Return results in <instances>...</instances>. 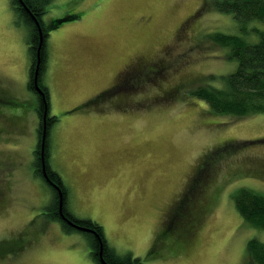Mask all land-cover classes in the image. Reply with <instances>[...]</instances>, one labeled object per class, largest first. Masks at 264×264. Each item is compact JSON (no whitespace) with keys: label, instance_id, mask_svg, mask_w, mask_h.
I'll list each match as a JSON object with an SVG mask.
<instances>
[{"label":"rangeland","instance_id":"374dc122","mask_svg":"<svg viewBox=\"0 0 264 264\" xmlns=\"http://www.w3.org/2000/svg\"><path fill=\"white\" fill-rule=\"evenodd\" d=\"M43 20L60 21L46 41L43 85L58 119L49 164L69 191L68 211L144 264H253L247 247L264 243V231L233 195L264 194V114L218 116L191 93L236 70L209 39L243 35L234 17L208 0H55ZM27 40L11 0H0V264H96L89 237L46 214L54 195L35 172L39 99ZM138 57L162 70L89 103Z\"/></svg>","mask_w":264,"mask_h":264},{"label":"trees","instance_id":"16d2710c","mask_svg":"<svg viewBox=\"0 0 264 264\" xmlns=\"http://www.w3.org/2000/svg\"><path fill=\"white\" fill-rule=\"evenodd\" d=\"M11 0L12 6L20 19L28 28V46L30 58L32 61L31 80L29 88L39 99L37 109L39 126V143L35 151L36 175L45 182L38 170L41 166V147L44 126V116L47 113L48 137L46 145V164L47 170L54 179L63 186L67 187L61 175L53 171L49 164V134L51 128L58 119L50 116V94L49 89L43 85L42 73L45 69L47 60L46 41L50 32L57 28L60 21L54 25H46L43 18L47 14V8L55 0ZM212 2V8L222 14H230L238 22L240 31L244 35H230L225 33H214L209 39L227 52L226 58L237 62L236 70L229 75L208 77L209 84L196 87L191 93L198 100L205 102L210 110L218 116H229L232 118L243 119L256 115L264 114V0H208ZM40 23L43 34V46L40 51L41 66L39 83L44 91L40 94L34 87L33 66L37 61L38 48L40 45V31L37 26ZM255 34L258 41L252 43L245 36ZM220 82V85L218 84ZM110 92H104L98 95L89 103H94L101 98L108 96ZM234 145L225 146L229 150ZM225 150V149H224ZM215 153L211 152L206 158L213 159ZM220 160L221 158H216ZM58 199V197H57ZM57 199L47 207L46 214L53 221L60 222L67 232H78L86 234L94 243L93 248L97 253H91L96 264H102L99 256V245L104 248V259L108 264H144L139 258L131 256H120L108 245L104 229L92 220H83L76 218L69 213L66 203L63 205V212L66 217L79 226L91 229L94 232H83L68 224L61 215H59V204ZM235 207L241 217L252 227L264 231V194L249 188H241L233 195ZM248 256L253 264H264V243L254 239L249 242L247 247Z\"/></svg>","mask_w":264,"mask_h":264},{"label":"flooded vegetation","instance_id":"af4514ba","mask_svg":"<svg viewBox=\"0 0 264 264\" xmlns=\"http://www.w3.org/2000/svg\"><path fill=\"white\" fill-rule=\"evenodd\" d=\"M36 64H37V61L35 62L34 66H33L34 72H35ZM161 68L162 67H161V65H159L158 61L152 62V61L146 60V58L138 57L123 69V71L120 73L121 76L119 75L120 77L118 79V82L116 84H113L111 87H109L107 89V91H105V92L109 91L110 93L117 95V94L121 93L122 91H128V90L134 89L136 87L137 82H139L142 77H147L150 73H154V72L159 73L162 70ZM44 71H45V69L43 70V72ZM43 75H44V73H42V79H43ZM33 79H34V75H33ZM117 100L118 101H117L116 105L119 104V106H120V105L126 104V101L124 98H121L120 100L117 99ZM41 162H42V160H41ZM38 170H39L40 174L42 175V177L45 179L46 185H48L50 187V189L52 190V194L54 195V199H57V197H58V199H57L58 204H60V193L63 194L64 202L66 203V208H67V204L69 201L68 189L64 190L63 186L60 185V183L58 181L51 179V174L47 170L50 179L59 187V189L57 187H55L54 185H52L45 178V176L43 174L42 164H41V166H38ZM67 211H68V209H67ZM68 212L71 213L70 211H68ZM59 215H61L60 212H59ZM65 216H66V214H65ZM173 217H174V212L172 211L169 215L168 222L171 221V219ZM62 227H63V225H62ZM63 229H64V227H63ZM90 241H91V252L97 253L96 249L93 248L94 242L91 239H90ZM101 248H102V245L100 244L99 245V251H98L99 252L98 253L99 258H100ZM103 256H104V254H103Z\"/></svg>","mask_w":264,"mask_h":264},{"label":"water","instance_id":"95a60500","mask_svg":"<svg viewBox=\"0 0 264 264\" xmlns=\"http://www.w3.org/2000/svg\"><path fill=\"white\" fill-rule=\"evenodd\" d=\"M20 2H22L23 4V1L20 0ZM37 26L39 27V31H40V45H39V48H38V54H37V64L35 66V72H34V87H35V90L40 93V94H44V91L43 89L41 88L40 86V83H39V77H40V66H41V55H40V51H41V48L43 46V34H42V30H41V26H40V23L37 21ZM43 136H42V147H41V158H42V170H43V174L45 176V178L52 184L54 185L55 187H57L59 189V187L50 179L49 175H48V171H47V164H46V158H45V153H46V145H47V137H48V126H47V113H45V116H44V126H43ZM63 205H64V198H63V194L60 193V204H59V212L62 216V218L67 221L68 224H70L71 226H73L74 228H77L78 230L80 231H83V232H91L92 230L91 229H88V228H85V227H82V226H79L77 225L76 223L70 221L65 215H64V212H63ZM94 232V231H92ZM103 253H104V248L102 246L101 250H100V259H101V262L102 264H108L106 263L105 259H104V256H103Z\"/></svg>","mask_w":264,"mask_h":264}]
</instances>
